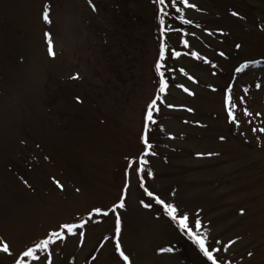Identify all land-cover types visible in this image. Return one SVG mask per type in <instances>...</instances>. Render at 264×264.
<instances>
[{"label": "rangeland", "instance_id": "1", "mask_svg": "<svg viewBox=\"0 0 264 264\" xmlns=\"http://www.w3.org/2000/svg\"><path fill=\"white\" fill-rule=\"evenodd\" d=\"M189 2L177 0L182 16L167 9L166 26L179 31L162 33L153 0H0V241L13 254L78 222L83 238L38 253L43 264L45 255L51 264H123L117 240L129 264H205L144 195L143 179L220 241V264H264V0ZM161 44L164 77L155 70ZM229 89L236 124L223 102ZM154 100L156 122L145 129ZM122 195L124 209L88 221ZM0 264L12 256L0 253Z\"/></svg>", "mask_w": 264, "mask_h": 264}, {"label": "snow or ice", "instance_id": "2", "mask_svg": "<svg viewBox=\"0 0 264 264\" xmlns=\"http://www.w3.org/2000/svg\"><path fill=\"white\" fill-rule=\"evenodd\" d=\"M153 3L157 5V14L160 17L159 24H160V31L163 33L165 32V28L167 27L165 24V18L168 17L169 12L167 9L169 7L173 8L176 13L183 15L182 10L180 7L177 6V0H172L171 4H166V0H153ZM178 3L180 5H183L184 9H190L193 8V5L189 2V0H178ZM233 16H236L237 14L235 12L232 13ZM43 20L45 23H49V13L48 9L45 8L43 10ZM180 23L187 25L189 24V21L187 19H181ZM168 31H179L178 28L172 29L171 27H167ZM45 37L47 39L48 43V54L49 56L53 55V45L51 43V40L48 39V34L45 33ZM184 47L187 48L188 45L185 43ZM239 47V45H237ZM180 53L173 52L172 58H178ZM193 59H201V57H198L195 53H192ZM165 47L163 44H161L159 49V59L156 62V72L158 74H161V69L165 66ZM204 63H209V61L204 60ZM212 67H216L215 65H212ZM248 65H241L236 69V72H242L245 68H247ZM78 77H73V79H77ZM191 79V77H189ZM195 82V81H193ZM167 87V84L163 78L160 80V87L159 91L163 93ZM215 91V89H213ZM230 89L225 92L224 95V106L227 110L228 120L230 123L236 124V118L233 115L234 112V105L231 103V98L229 96ZM189 96L193 95V93L188 92ZM160 98L157 97L156 100H159ZM79 102V101H78ZM156 107V101L154 100L149 106L148 111L145 115V129H147L149 124H154L156 121L153 119V113L152 109ZM244 115L247 116L249 113L247 111L244 112ZM256 131V129H254ZM260 131H264V129H261ZM141 143L144 145V156L150 155V153L147 151L148 148H151L152 145L149 143L147 139V135H143L141 137ZM146 161L144 159L139 160V165H144ZM128 168L133 169L136 174L139 176L140 173L144 171L142 167H136L132 161H129ZM148 178H151V173H147ZM55 186L58 189H62V185L57 182L53 181ZM140 187L144 188V195H146L149 198V201L154 202L156 205L159 206V208L162 210V213L164 216H166L172 223V225L175 227V229L182 235L185 236L193 245L196 246L199 254L204 258L205 264H220L219 256L217 255L221 248H216L215 244H220V241L217 240L214 243H210L207 236L201 231V228L203 227L200 220H193L191 219L187 214L182 212L178 205H174L173 203L167 202L161 198H159L156 194H153L151 191H149L144 186V180H140ZM141 206L145 208L151 207L150 203H144L141 202ZM125 203H124V196L122 195L120 197V202L116 203L114 207L110 208L108 211H102L99 208H96L93 210V212L89 215L87 218L88 221H91L93 217L95 216H108L110 213L115 214L117 210L124 209ZM243 215V213H241ZM87 222V221H86ZM84 223H78V222H68L63 223L59 225L58 230H53L49 232L46 237L41 238L35 246H29L26 250H23L22 254H13L10 251L9 245L3 241H0V253H6L9 256H12L13 264H26V261H32L34 264H43L41 261L40 256L38 253H45L47 254L49 252L50 246L57 244V242H63L67 236H79L81 239L83 238V233L79 232V229L84 228ZM121 232V219L117 215L115 219V234L117 237H119ZM235 244V241L232 242ZM226 247V246H222ZM173 249L171 247L168 248H162V253H171ZM115 252L118 255L119 259L123 261V264H129V258L128 256L122 251L121 244L117 240L115 242ZM251 255V254H250ZM95 259V258H94ZM44 260L48 261V264H51V261L47 255H45Z\"/></svg>", "mask_w": 264, "mask_h": 264}, {"label": "trees", "instance_id": "3", "mask_svg": "<svg viewBox=\"0 0 264 264\" xmlns=\"http://www.w3.org/2000/svg\"><path fill=\"white\" fill-rule=\"evenodd\" d=\"M162 77H164V74H163V69H162Z\"/></svg>", "mask_w": 264, "mask_h": 264}]
</instances>
